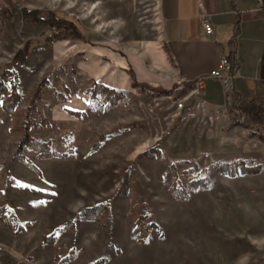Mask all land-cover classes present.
Segmentation results:
<instances>
[{"label": "rangeland", "instance_id": "obj_1", "mask_svg": "<svg viewBox=\"0 0 264 264\" xmlns=\"http://www.w3.org/2000/svg\"><path fill=\"white\" fill-rule=\"evenodd\" d=\"M159 9L0 0V85L21 96L9 113L0 89V264H264V130L242 109L213 125L149 113L188 89L167 72ZM95 83L123 97L91 99Z\"/></svg>", "mask_w": 264, "mask_h": 264}, {"label": "crops", "instance_id": "obj_2", "mask_svg": "<svg viewBox=\"0 0 264 264\" xmlns=\"http://www.w3.org/2000/svg\"><path fill=\"white\" fill-rule=\"evenodd\" d=\"M159 5L167 72L174 85L181 81L188 86L228 57L233 65V91L225 93L218 80L208 78L203 101L210 108L226 105L221 118L237 113L243 103L264 105V8L257 0H159ZM202 12L211 33L202 26ZM215 87L222 91V98H215Z\"/></svg>", "mask_w": 264, "mask_h": 264}, {"label": "built area", "instance_id": "obj_3", "mask_svg": "<svg viewBox=\"0 0 264 264\" xmlns=\"http://www.w3.org/2000/svg\"><path fill=\"white\" fill-rule=\"evenodd\" d=\"M258 3L264 8V0H257ZM202 26L204 29L211 33L213 31L208 17L202 12ZM233 65L228 57H223L220 60V65L217 69L211 71L208 75L199 77L188 86H185L184 82H177L180 89L187 87L184 95L173 96L167 98V103L162 104L161 101H156L155 105L149 109L151 115L158 117L166 113L172 119L182 123L186 119L201 120L205 125H213L218 122L223 114L227 111L226 105L215 108H210L203 101L205 82L208 78L218 80L225 93H231L233 91V79L234 76ZM262 83L264 85V65ZM237 113H241L237 110ZM243 120V118H241Z\"/></svg>", "mask_w": 264, "mask_h": 264}, {"label": "trees", "instance_id": "obj_4", "mask_svg": "<svg viewBox=\"0 0 264 264\" xmlns=\"http://www.w3.org/2000/svg\"><path fill=\"white\" fill-rule=\"evenodd\" d=\"M26 19L32 20L34 22L44 21V19H42V17H41L40 12H36V11L28 12L26 14ZM52 24H53V26H58V25L64 26L68 30L69 34L76 39L80 40L82 38L77 27L75 26V24L70 22V21H64L62 23H59V21L56 20V21L52 22ZM26 60H27V54L24 50H21L18 52V54L16 55V57L14 59V66H20V65L24 64L26 62ZM131 74H133V73L131 72ZM134 86H142L145 88V86L143 84L139 83L138 81L134 82ZM0 89L2 90L1 92H4V95H5L4 108L6 111H8L10 113V112H12V109H13L15 103L21 98V96L17 93L16 85H14V87L12 88V91H9V92L5 89V86L0 85ZM98 90H100V92L104 95L105 102L107 104H109L110 106L116 105L121 100V98L123 97L122 93H119V92L114 91L112 89H108L106 87H100L99 85H97L95 83L94 87L92 88V91H91V96H90L91 99H97L98 98L97 97ZM170 92H172V91H169V93ZM163 93H165V92L160 91L157 94H163ZM241 109L249 114V116L252 118V120L254 121L257 128L260 127V129L264 130V105L263 104L262 105H256L254 103H243ZM75 115L79 116L80 114L75 113ZM29 144L30 143L28 142L27 145H29ZM31 145L34 146L36 149H38L40 154L44 157L49 158V157L54 156V153L51 151V148L48 144H40V143L31 141ZM25 161L28 165H30L31 167L34 168L32 163H30L27 160H25ZM224 169L228 170L229 167L227 166ZM177 194H178L179 198H185V196L187 195V193H185V191H177ZM95 210H96L95 208L86 209V210L81 212L80 216L82 218L84 217L87 219L93 218V214H94ZM95 264H99V262H97Z\"/></svg>", "mask_w": 264, "mask_h": 264}]
</instances>
